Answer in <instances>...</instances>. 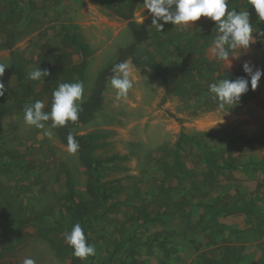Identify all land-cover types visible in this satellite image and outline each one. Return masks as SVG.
<instances>
[{"label": "rangeland", "instance_id": "obj_1", "mask_svg": "<svg viewBox=\"0 0 264 264\" xmlns=\"http://www.w3.org/2000/svg\"><path fill=\"white\" fill-rule=\"evenodd\" d=\"M133 3L147 66L130 61L127 97L116 100L107 81L93 118L75 125L99 163L89 172L80 150L70 154L53 129L48 137L26 125L23 109L40 100L50 111L64 82H83L81 105L90 101L100 73L134 42L119 16ZM143 3L0 0V64L8 68L0 77V237L11 239L0 244V264H72L63 234L81 225L78 205L95 197L90 185L100 200L84 232L96 255L82 264H264V76L255 99L247 92L224 110L209 93L245 62L264 71L257 28L239 58L217 61L209 51L215 22L166 23L158 32ZM250 7L229 3L237 12ZM38 67L50 75L28 79Z\"/></svg>", "mask_w": 264, "mask_h": 264}, {"label": "clouds", "instance_id": "obj_2", "mask_svg": "<svg viewBox=\"0 0 264 264\" xmlns=\"http://www.w3.org/2000/svg\"><path fill=\"white\" fill-rule=\"evenodd\" d=\"M229 3L230 0H144L143 5L152 15L151 28H155L158 32H163L166 23L175 26H193V23L199 21L201 17L209 18L215 22L217 33L209 51L217 61L230 62V57L239 58L240 55H236L237 50L240 54L242 50H248L254 39L249 11L229 10ZM249 3L254 7L259 21H264V0H249ZM6 69L8 68L0 64V77L4 75ZM243 70L250 77V81L239 77L235 80L221 79L209 85L211 99L217 103L218 109L224 110L227 106L238 104L241 97L249 91V82L253 91L258 88L264 71L254 70L248 62L243 64ZM111 71L109 82L115 91L116 100L126 98L134 87L130 61L125 60L115 64ZM49 75L47 70L38 67L28 72V79L43 81ZM84 91L85 85L81 81L59 83L52 93L51 110L44 111L45 105L40 100L26 104L23 109L24 123L45 130L44 134L51 137L50 129L66 127L70 122L78 121L79 113L82 111L81 101ZM4 93L5 86L0 82V97ZM66 147L70 154L79 150V143L71 132L67 135ZM63 235L75 258L84 261L96 255V248L88 243L80 223H76L71 231ZM22 264H36V261L26 257Z\"/></svg>", "mask_w": 264, "mask_h": 264}, {"label": "trees", "instance_id": "obj_3", "mask_svg": "<svg viewBox=\"0 0 264 264\" xmlns=\"http://www.w3.org/2000/svg\"><path fill=\"white\" fill-rule=\"evenodd\" d=\"M134 9H135V4L133 3L128 13H119V16L122 19H124L125 21H128L129 29L134 38V42L130 44L128 47L121 49L119 51L117 59L112 63V65L100 73L97 79V82L95 84L93 97L91 98L90 101L85 102L81 105L82 111L79 113L78 121L75 123L70 122L66 127L53 129L55 133L57 134L59 140L65 145H67V135L69 134V132H71L75 136L76 140L79 143V150L81 153L83 164L87 168V170H89V172L93 169V166H95V164L98 162L95 163V161L92 160L89 157V155L86 153V152H89V150L91 149L90 137L76 135L73 131L75 125L79 123H87L93 118L94 113L98 109L97 106H95V103L99 100V98L101 97V94L105 90V84L107 81H109V77L112 75L111 70L115 64L125 61V60H128V61L130 60L134 64V66L137 68H142V67L147 66L145 59L139 56V49L141 48L143 33H142L141 28L133 22ZM248 11L250 13V22L252 24V27L257 28L255 35H254L255 39L257 40V45L258 47H262L264 45V21H259L258 17L256 16L254 7H250ZM153 69H155V67H153ZM17 77H18L19 82L21 83L25 82L22 69L18 65H17ZM239 77H244L248 79L245 75L243 67H241L239 71L235 72L234 74L230 76V78L234 80ZM161 79L166 87L167 93L171 92L172 91L171 85L168 82V80L165 78V75H161ZM25 84L27 86L28 91L31 92L32 91L31 84L30 83H25ZM248 94L251 99H255L257 97L256 93L251 89L250 82H249ZM175 162L178 164L179 162L178 156H176ZM95 190L96 192L94 193ZM89 191L95 194L94 199L86 203H83L81 205H78V210H77L78 213L80 214V217L82 218L81 226L83 230L87 226L88 219H89V212L98 205L99 200H100V196L98 195L99 191L98 189L94 188V185L89 186ZM10 240H11L10 238L2 239L0 237V244H5L6 242H10ZM72 264H82V263L80 259L75 258L72 255Z\"/></svg>", "mask_w": 264, "mask_h": 264}, {"label": "crops", "instance_id": "obj_4", "mask_svg": "<svg viewBox=\"0 0 264 264\" xmlns=\"http://www.w3.org/2000/svg\"><path fill=\"white\" fill-rule=\"evenodd\" d=\"M130 61V60H129Z\"/></svg>", "mask_w": 264, "mask_h": 264}]
</instances>
